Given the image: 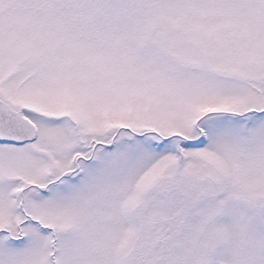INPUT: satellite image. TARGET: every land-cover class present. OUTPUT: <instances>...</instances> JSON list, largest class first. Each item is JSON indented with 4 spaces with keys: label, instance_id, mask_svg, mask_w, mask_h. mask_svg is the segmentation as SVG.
Wrapping results in <instances>:
<instances>
[{
    "label": "snow or ice",
    "instance_id": "6c2138e0",
    "mask_svg": "<svg viewBox=\"0 0 264 264\" xmlns=\"http://www.w3.org/2000/svg\"><path fill=\"white\" fill-rule=\"evenodd\" d=\"M0 264H264V0H0Z\"/></svg>",
    "mask_w": 264,
    "mask_h": 264
}]
</instances>
